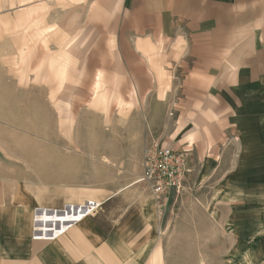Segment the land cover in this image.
<instances>
[{
  "label": "rangeland",
  "instance_id": "rangeland-1",
  "mask_svg": "<svg viewBox=\"0 0 264 264\" xmlns=\"http://www.w3.org/2000/svg\"><path fill=\"white\" fill-rule=\"evenodd\" d=\"M258 3L254 18L264 28V0ZM160 24L141 19L137 0H0V91L11 93L13 105L0 135L12 137L14 167H60L62 184L74 180L78 199L87 186H133L150 136L187 152L190 174L168 196L161 229L172 223L173 232L203 233L207 264L239 262L215 254L228 243L213 204V185L223 176L201 174L228 147L226 138L212 141L219 122L208 88L218 65L203 26L167 24L148 35ZM139 26L147 32L133 29ZM225 130L221 121L216 133ZM260 201H253L254 229L264 220ZM219 215L228 219L229 209ZM188 252L173 263H195L199 256Z\"/></svg>",
  "mask_w": 264,
  "mask_h": 264
},
{
  "label": "crops",
  "instance_id": "crops-1",
  "mask_svg": "<svg viewBox=\"0 0 264 264\" xmlns=\"http://www.w3.org/2000/svg\"><path fill=\"white\" fill-rule=\"evenodd\" d=\"M258 1L137 0L141 19L162 26L148 35L167 31V24L203 26L218 65L208 88L212 115L219 122L213 127L212 141L221 144L226 138L228 147L215 164L204 162L201 174L212 169L214 175L223 176L213 185V204L219 224L228 226L221 233L228 243L215 254L240 257L231 264H264V220L254 229L253 210V201L264 198V28L254 18ZM133 29L144 33L148 27ZM147 40L152 42L149 38L143 42ZM154 76L168 78L156 71ZM6 92L10 93L0 91V125L10 127L12 95L7 98ZM221 121L228 133L224 137L216 133ZM11 145V136L0 135V264H184L173 263L172 256H184L188 250L199 256L193 264H207L203 233L173 232L172 223L161 229L162 214L163 221L168 219V198L158 201L138 183L144 148L135 165L133 186L103 185L99 191L87 186L78 199L74 180L62 184L60 167H14ZM89 199L103 202L98 213L65 221L63 232L53 239H34L38 213L50 215ZM260 203L257 206L264 208V201ZM222 207L229 209L228 219L220 217Z\"/></svg>",
  "mask_w": 264,
  "mask_h": 264
},
{
  "label": "built area",
  "instance_id": "built-area-1",
  "mask_svg": "<svg viewBox=\"0 0 264 264\" xmlns=\"http://www.w3.org/2000/svg\"><path fill=\"white\" fill-rule=\"evenodd\" d=\"M189 163L187 152L181 149H174L160 139L150 136L144 146L142 158L143 175L138 180V183L148 189L158 201H163L172 193L181 192L190 174ZM101 207L102 203L88 200L82 205L68 206V210L64 212L75 211L76 217L73 220H76L78 216L84 218L94 215ZM59 212L61 213L62 211ZM53 238L54 236L46 237L43 228H34V239Z\"/></svg>",
  "mask_w": 264,
  "mask_h": 264
},
{
  "label": "bare ground",
  "instance_id": "bare-ground-1",
  "mask_svg": "<svg viewBox=\"0 0 264 264\" xmlns=\"http://www.w3.org/2000/svg\"><path fill=\"white\" fill-rule=\"evenodd\" d=\"M77 205H82V203L81 204H77ZM70 206H76V205H74V204L71 205L70 204ZM44 210H45V208H44ZM49 213H50V215L46 214V212H45L44 215H39V213H38L35 216V218H34V219H37L36 220L37 222L40 221V222H38L36 224L34 223L35 224L34 226L35 227H41V228H43V231H45V236H57L60 233H62L63 230H64V228L66 227L64 225V221H66L64 218L68 219V221H81V219H83L80 216H78L76 218V220H73L74 217H76V212H74V214H72V215H69V214L66 215V214H64V212H61V213H59V212H56V213L49 212ZM70 218H71V220H70ZM34 222H35V220H34ZM44 222H45V225H46L47 222L48 223L50 222L49 226L48 225L44 226V224H42ZM60 224H62V225H60ZM59 226L60 227L62 226V229L61 230H60Z\"/></svg>",
  "mask_w": 264,
  "mask_h": 264
}]
</instances>
